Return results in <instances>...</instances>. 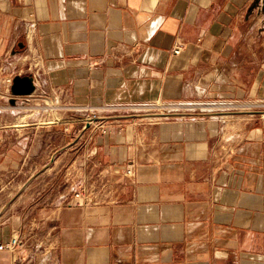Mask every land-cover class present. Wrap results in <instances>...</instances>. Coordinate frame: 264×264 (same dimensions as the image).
Wrapping results in <instances>:
<instances>
[{
    "label": "crops",
    "instance_id": "obj_1",
    "mask_svg": "<svg viewBox=\"0 0 264 264\" xmlns=\"http://www.w3.org/2000/svg\"><path fill=\"white\" fill-rule=\"evenodd\" d=\"M153 102L264 104V0H0V164L54 158L48 193L34 178L0 217L21 242L0 264H264V111L96 112L105 133L52 145Z\"/></svg>",
    "mask_w": 264,
    "mask_h": 264
},
{
    "label": "rangeland",
    "instance_id": "obj_2",
    "mask_svg": "<svg viewBox=\"0 0 264 264\" xmlns=\"http://www.w3.org/2000/svg\"><path fill=\"white\" fill-rule=\"evenodd\" d=\"M233 107L236 108V109L233 108L234 109L233 111L225 110V109H223L222 111L227 113L236 112L234 115L226 114L221 117V119L227 123L230 122V120L233 118L239 119L240 117H238L239 116L238 114H247V112H245L244 110H243L244 112L240 110L242 108H248L247 110L249 112L264 111V108L249 107V104H234ZM201 108H212V107L202 106L200 107V109ZM191 112H195V110ZM111 114H117V113H111ZM57 117L59 120H62V116L60 115V112H58ZM80 128L81 125H79V127L74 126L72 129H70L69 126L61 127L62 129L61 133L68 134L69 136L66 142H68L69 139H71L72 142L68 145H65V142L61 141L59 138L57 142L52 143L53 147H57L58 149L57 155L62 152H66L67 150L69 152L79 150L83 148L84 145H86V143L88 142L87 141L88 139L86 137L87 134H83L82 132H80ZM42 147L45 148L46 144L43 143ZM49 157H50L49 154L42 155L39 153L36 159H28L25 161L21 160L20 162H18V160H14L10 164V166L7 165L5 166L0 164V217L3 214H6L7 213L6 210L17 202L20 194L23 192V189L26 186H28L30 183L32 184L34 182V178H37L36 183L38 185L36 187L32 185L31 189L29 190L28 196H30V198L33 199L35 197H38L39 195L48 193V188H49L48 183L50 182L49 178L51 176L48 173L50 172L49 169L54 159L51 158L49 161ZM62 161L64 162L65 160L63 159ZM63 170L61 172H63ZM61 172L59 171L57 173L56 178L59 177Z\"/></svg>",
    "mask_w": 264,
    "mask_h": 264
},
{
    "label": "built area",
    "instance_id": "obj_3",
    "mask_svg": "<svg viewBox=\"0 0 264 264\" xmlns=\"http://www.w3.org/2000/svg\"><path fill=\"white\" fill-rule=\"evenodd\" d=\"M31 28H26V38L30 36ZM179 46H175L173 49V54H179ZM8 86L11 85V79H7ZM234 104H249V107L252 108H264V104L261 103H234ZM233 103H189V102H178V103H164V102H153L145 104H127V105H105L97 108L96 110H90L89 114L85 116L82 121L80 132L87 134V141L89 142L97 132L105 133L106 129L98 122L99 118L96 115V112H107V113H133V114H146V115H167L173 113H187L199 109L202 106H225L229 108H235ZM236 109V108H235ZM248 109V108H244ZM95 122L93 123L92 121ZM86 125L87 128H86ZM127 174H130V170L126 171ZM21 242L18 236L11 237L10 240L4 244H0V250H9L13 251L16 247L20 246Z\"/></svg>",
    "mask_w": 264,
    "mask_h": 264
},
{
    "label": "water",
    "instance_id": "obj_4",
    "mask_svg": "<svg viewBox=\"0 0 264 264\" xmlns=\"http://www.w3.org/2000/svg\"><path fill=\"white\" fill-rule=\"evenodd\" d=\"M18 48L21 50L23 48V44L19 43ZM10 93L14 97H25L30 96L35 91V84H34V78L31 75H25V76H15L12 79L11 85H10ZM236 112H231L228 114H235ZM258 112H248L247 114H257ZM175 115H210V114H167V115H145L150 117H166V116H175ZM88 125H86L87 128Z\"/></svg>",
    "mask_w": 264,
    "mask_h": 264
},
{
    "label": "bare ground",
    "instance_id": "obj_5",
    "mask_svg": "<svg viewBox=\"0 0 264 264\" xmlns=\"http://www.w3.org/2000/svg\"><path fill=\"white\" fill-rule=\"evenodd\" d=\"M209 107H212V108H201V109H200V107H199V110L207 111V112H211V111H213L214 108H215L214 106H209ZM240 110H242V111L244 110V111H246V112H249L247 109H244V108H242V109H240ZM221 113H222V114H221L222 116L228 114L227 112H221ZM92 122L94 123L95 120L92 121Z\"/></svg>",
    "mask_w": 264,
    "mask_h": 264
}]
</instances>
